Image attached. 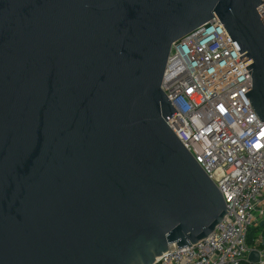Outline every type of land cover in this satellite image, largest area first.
Masks as SVG:
<instances>
[{
	"label": "water",
	"instance_id": "1",
	"mask_svg": "<svg viewBox=\"0 0 264 264\" xmlns=\"http://www.w3.org/2000/svg\"><path fill=\"white\" fill-rule=\"evenodd\" d=\"M263 3L0 0V264H154L208 238L229 209L167 124L164 74L215 18L264 123Z\"/></svg>",
	"mask_w": 264,
	"mask_h": 264
},
{
	"label": "built area",
	"instance_id": "2",
	"mask_svg": "<svg viewBox=\"0 0 264 264\" xmlns=\"http://www.w3.org/2000/svg\"><path fill=\"white\" fill-rule=\"evenodd\" d=\"M257 13L264 23V3ZM162 90L177 114L167 121L212 180L229 209L203 241L177 249L154 264H264V249L248 234L264 223V123L245 94L252 77L214 18L172 47Z\"/></svg>",
	"mask_w": 264,
	"mask_h": 264
},
{
	"label": "rangeland",
	"instance_id": "3",
	"mask_svg": "<svg viewBox=\"0 0 264 264\" xmlns=\"http://www.w3.org/2000/svg\"><path fill=\"white\" fill-rule=\"evenodd\" d=\"M252 230H255L256 231L258 229H252ZM260 239H263V233L260 230H258L257 232H254V233H253V231L250 230V232L248 234V245L249 246L251 245V246L257 248V246H255L253 244L256 243Z\"/></svg>",
	"mask_w": 264,
	"mask_h": 264
},
{
	"label": "crops",
	"instance_id": "4",
	"mask_svg": "<svg viewBox=\"0 0 264 264\" xmlns=\"http://www.w3.org/2000/svg\"><path fill=\"white\" fill-rule=\"evenodd\" d=\"M264 224V223H263ZM259 228H262L261 232L263 233V239L258 240L253 245L257 246L258 249H264V225L260 226ZM252 229H258V228H252ZM251 248H255L253 246H250Z\"/></svg>",
	"mask_w": 264,
	"mask_h": 264
},
{
	"label": "trees",
	"instance_id": "5",
	"mask_svg": "<svg viewBox=\"0 0 264 264\" xmlns=\"http://www.w3.org/2000/svg\"><path fill=\"white\" fill-rule=\"evenodd\" d=\"M258 230H260V231H261V230H263V229H261V228H258ZM258 230H256V231H255V230H252V229H251V231H253V233H254V232H257ZM252 242H253V241H252ZM250 246H251V245H250ZM243 264H246V263H243Z\"/></svg>",
	"mask_w": 264,
	"mask_h": 264
}]
</instances>
